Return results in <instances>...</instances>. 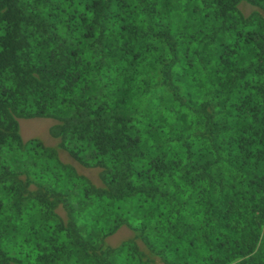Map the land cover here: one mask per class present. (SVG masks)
<instances>
[{"label": "trees", "instance_id": "trees-1", "mask_svg": "<svg viewBox=\"0 0 264 264\" xmlns=\"http://www.w3.org/2000/svg\"><path fill=\"white\" fill-rule=\"evenodd\" d=\"M0 264H264V0H0Z\"/></svg>", "mask_w": 264, "mask_h": 264}, {"label": "rangeland", "instance_id": "rangeland-1", "mask_svg": "<svg viewBox=\"0 0 264 264\" xmlns=\"http://www.w3.org/2000/svg\"><path fill=\"white\" fill-rule=\"evenodd\" d=\"M240 8L241 11L246 16H249L253 11L256 10L254 7H251L246 4H243ZM54 124L55 122L50 119H32V120L21 119L20 125H21L22 137L25 141L32 138H38L42 140L48 147H58L59 140L54 139L51 135V128L54 126ZM59 153L61 159L65 163H70L74 165L80 174L88 177L93 183L97 185L100 184L98 170L83 168L82 166L76 164L66 152L60 150ZM59 213L62 216H65L64 211L62 209L59 210ZM133 236L134 234L129 228L123 227L120 229L118 233H116L114 236L109 238L108 242L111 246L117 247L121 245L124 241L133 238ZM138 244L142 249H144L142 243L138 242Z\"/></svg>", "mask_w": 264, "mask_h": 264}]
</instances>
